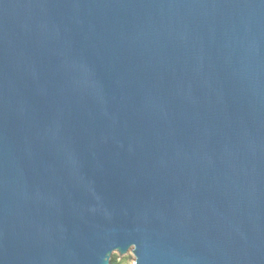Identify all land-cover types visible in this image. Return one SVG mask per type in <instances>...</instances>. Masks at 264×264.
<instances>
[{
  "label": "water",
  "instance_id": "water-1",
  "mask_svg": "<svg viewBox=\"0 0 264 264\" xmlns=\"http://www.w3.org/2000/svg\"><path fill=\"white\" fill-rule=\"evenodd\" d=\"M264 264V0H0V264Z\"/></svg>",
  "mask_w": 264,
  "mask_h": 264
},
{
  "label": "rangeland",
  "instance_id": "rangeland-1",
  "mask_svg": "<svg viewBox=\"0 0 264 264\" xmlns=\"http://www.w3.org/2000/svg\"><path fill=\"white\" fill-rule=\"evenodd\" d=\"M111 258L116 259V264H133V255L129 250L123 255H119L118 253L113 252L110 259Z\"/></svg>",
  "mask_w": 264,
  "mask_h": 264
},
{
  "label": "trees",
  "instance_id": "trees-1",
  "mask_svg": "<svg viewBox=\"0 0 264 264\" xmlns=\"http://www.w3.org/2000/svg\"><path fill=\"white\" fill-rule=\"evenodd\" d=\"M110 263H111V264H116V259H115V258H111V259H110Z\"/></svg>",
  "mask_w": 264,
  "mask_h": 264
}]
</instances>
